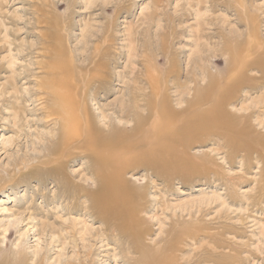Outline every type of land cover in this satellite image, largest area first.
Wrapping results in <instances>:
<instances>
[{"label": "rangeland", "instance_id": "374dc122", "mask_svg": "<svg viewBox=\"0 0 264 264\" xmlns=\"http://www.w3.org/2000/svg\"><path fill=\"white\" fill-rule=\"evenodd\" d=\"M66 68L77 79L109 76V95L101 98L92 81L86 96L101 125L100 107L112 113L126 88L147 92L148 74L174 108L183 106L177 94L192 87V76L201 85L217 78L218 88L232 82L225 87L228 109L251 112L249 136L260 137L259 150L233 156L212 136L187 152L177 148L171 159H187L186 171L160 173L135 163L123 177L143 194L137 200L143 235L132 241L115 230L103 233L84 191L63 196L67 188L51 175L55 162L42 161L59 119L48 114L54 102L43 99L38 84ZM125 119L113 116L130 125ZM79 155L63 169L75 187L92 189ZM41 261L264 264V0H0V264Z\"/></svg>", "mask_w": 264, "mask_h": 264}, {"label": "bare ground", "instance_id": "6f19581e", "mask_svg": "<svg viewBox=\"0 0 264 264\" xmlns=\"http://www.w3.org/2000/svg\"><path fill=\"white\" fill-rule=\"evenodd\" d=\"M54 53L57 52L54 51ZM198 57L201 58L200 55ZM54 62L57 63V60ZM63 71L65 76L62 75ZM63 71L57 76L58 73L55 71L57 74H54L51 70L52 74L38 84L44 94L43 99L54 102L52 107L46 104L48 114L56 115L59 119L54 139H51V144L47 143L49 141L46 142L44 147L47 151L43 155L44 158L41 157L45 164L51 163L50 161L55 162L51 175L57 187L67 188L63 196L79 195L80 197L82 193L78 189L81 188L84 191L83 194L89 197L90 203L88 202L87 210L101 222L103 233L115 230L118 234L120 233V236L121 234L129 236L130 240L133 237L141 238L143 235V220L139 216L137 204V200L143 198V194L135 187H128L123 177L125 171L135 163L147 165L149 169H158L160 173H168L171 167L186 171L190 167L187 159L179 158L173 162L177 148L187 152L193 142L209 140L212 136L218 141H223L222 145L216 141L219 149L230 150L233 156L240 152L250 156L259 150L254 142L260 137L249 136L251 127L248 124V117L251 116V112L240 115L228 109L233 102L232 97H228L225 93V87L232 82L227 81L224 87L218 88L219 79L217 78L209 77L201 85L197 76L191 75L192 87H180L183 91L180 90L181 92L177 94L178 104L183 106L174 108L171 105V97L165 93L160 94L158 80L153 76L155 74H148L147 80L145 79L149 87L147 92L137 86H134L135 89L126 88L124 93L126 98L118 102V105L112 109V113L107 114L103 109L107 105L100 107V117L103 121L101 125L97 120L98 116L88 108L86 96L92 81L96 83L95 93H103L101 98L109 95L112 91L109 76L91 73L77 79L69 69H63ZM85 79H87L86 83ZM190 90L193 91L192 94L189 93ZM142 106L145 107L144 112L140 109ZM113 116H117V119L126 118L131 123L127 125V123L117 122L113 120ZM206 130L208 132H203ZM77 154L86 159L84 170L91 174V185H94L92 189H89V183L82 182L81 186L77 184L75 187L70 175L63 169L64 163ZM144 186L143 184L142 187ZM70 187L74 188L73 192H68ZM67 233L74 236L75 230L71 229ZM83 238L84 236L81 235L80 240ZM17 253L21 252L17 251ZM34 254L37 257L40 252ZM42 261L34 264H42Z\"/></svg>", "mask_w": 264, "mask_h": 264}]
</instances>
